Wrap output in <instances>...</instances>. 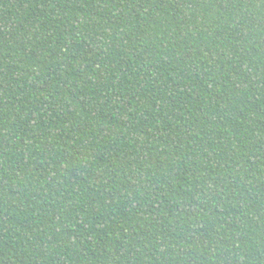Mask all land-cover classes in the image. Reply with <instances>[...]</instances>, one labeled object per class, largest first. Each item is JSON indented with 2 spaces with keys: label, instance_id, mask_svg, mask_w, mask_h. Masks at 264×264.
<instances>
[{
  "label": "trees",
  "instance_id": "16d2710c",
  "mask_svg": "<svg viewBox=\"0 0 264 264\" xmlns=\"http://www.w3.org/2000/svg\"><path fill=\"white\" fill-rule=\"evenodd\" d=\"M0 264H264V0H0Z\"/></svg>",
  "mask_w": 264,
  "mask_h": 264
}]
</instances>
